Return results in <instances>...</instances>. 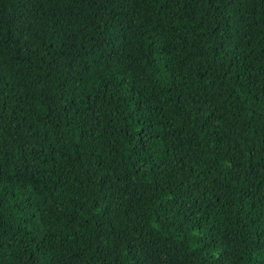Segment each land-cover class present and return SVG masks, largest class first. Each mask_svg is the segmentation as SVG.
I'll list each match as a JSON object with an SVG mask.
<instances>
[{
  "label": "trees",
  "instance_id": "1",
  "mask_svg": "<svg viewBox=\"0 0 264 264\" xmlns=\"http://www.w3.org/2000/svg\"><path fill=\"white\" fill-rule=\"evenodd\" d=\"M0 264H264V0H0Z\"/></svg>",
  "mask_w": 264,
  "mask_h": 264
}]
</instances>
